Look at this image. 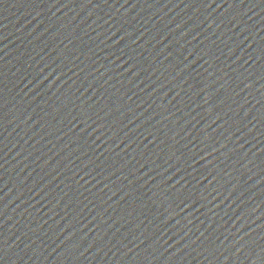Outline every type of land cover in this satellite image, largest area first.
<instances>
[{"label": "water", "instance_id": "obj_1", "mask_svg": "<svg viewBox=\"0 0 264 264\" xmlns=\"http://www.w3.org/2000/svg\"><path fill=\"white\" fill-rule=\"evenodd\" d=\"M0 264H264V0H0Z\"/></svg>", "mask_w": 264, "mask_h": 264}]
</instances>
